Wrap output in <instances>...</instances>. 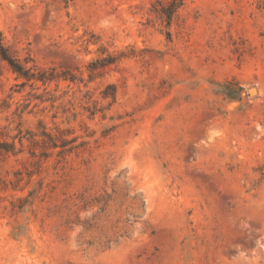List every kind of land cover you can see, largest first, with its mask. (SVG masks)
<instances>
[{"label":"rangeland","instance_id":"rangeland-1","mask_svg":"<svg viewBox=\"0 0 264 264\" xmlns=\"http://www.w3.org/2000/svg\"><path fill=\"white\" fill-rule=\"evenodd\" d=\"M1 45L0 264H264V0H0Z\"/></svg>","mask_w":264,"mask_h":264},{"label":"trees","instance_id":"trees-1","mask_svg":"<svg viewBox=\"0 0 264 264\" xmlns=\"http://www.w3.org/2000/svg\"><path fill=\"white\" fill-rule=\"evenodd\" d=\"M0 54L3 59H5L6 61L10 63L14 71L22 73V69L19 66V64L12 57L8 55L7 50L2 45L0 46Z\"/></svg>","mask_w":264,"mask_h":264},{"label":"water","instance_id":"water-1","mask_svg":"<svg viewBox=\"0 0 264 264\" xmlns=\"http://www.w3.org/2000/svg\"><path fill=\"white\" fill-rule=\"evenodd\" d=\"M254 89H255V88H251V89H249L250 93H252Z\"/></svg>","mask_w":264,"mask_h":264}]
</instances>
